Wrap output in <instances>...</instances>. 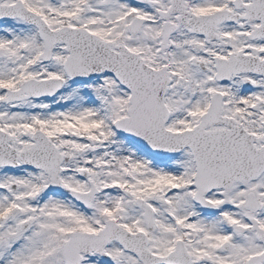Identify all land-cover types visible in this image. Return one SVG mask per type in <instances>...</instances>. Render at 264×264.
I'll list each match as a JSON object with an SVG mask.
<instances>
[{
    "label": "snow or ice",
    "instance_id": "obj_1",
    "mask_svg": "<svg viewBox=\"0 0 264 264\" xmlns=\"http://www.w3.org/2000/svg\"><path fill=\"white\" fill-rule=\"evenodd\" d=\"M0 264H264V0H0Z\"/></svg>",
    "mask_w": 264,
    "mask_h": 264
}]
</instances>
